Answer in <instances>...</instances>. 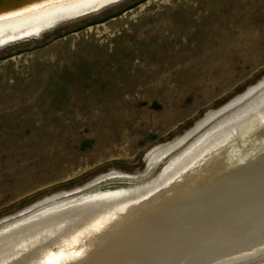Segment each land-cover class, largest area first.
Instances as JSON below:
<instances>
[{
	"label": "rangeland",
	"instance_id": "rangeland-1",
	"mask_svg": "<svg viewBox=\"0 0 264 264\" xmlns=\"http://www.w3.org/2000/svg\"><path fill=\"white\" fill-rule=\"evenodd\" d=\"M263 80L264 0H117L0 44V234L153 183L264 86L155 150Z\"/></svg>",
	"mask_w": 264,
	"mask_h": 264
},
{
	"label": "bare ground",
	"instance_id": "bare-ground-1",
	"mask_svg": "<svg viewBox=\"0 0 264 264\" xmlns=\"http://www.w3.org/2000/svg\"><path fill=\"white\" fill-rule=\"evenodd\" d=\"M115 1L2 0L0 43ZM263 86L264 80L208 113L185 137L155 150L152 159L161 162ZM263 252L264 90L153 183L97 194L0 234V264H221Z\"/></svg>",
	"mask_w": 264,
	"mask_h": 264
},
{
	"label": "water",
	"instance_id": "water-1",
	"mask_svg": "<svg viewBox=\"0 0 264 264\" xmlns=\"http://www.w3.org/2000/svg\"><path fill=\"white\" fill-rule=\"evenodd\" d=\"M0 1H2V0H0ZM5 1H8V0H5Z\"/></svg>",
	"mask_w": 264,
	"mask_h": 264
}]
</instances>
